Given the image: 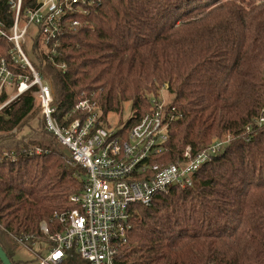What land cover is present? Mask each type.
Listing matches in <instances>:
<instances>
[{
    "label": "trees",
    "instance_id": "obj_1",
    "mask_svg": "<svg viewBox=\"0 0 264 264\" xmlns=\"http://www.w3.org/2000/svg\"><path fill=\"white\" fill-rule=\"evenodd\" d=\"M37 7L23 0L22 12ZM14 14L0 2L7 27ZM62 26L57 54L40 29L32 39L33 63L61 121L84 99L98 103L102 123L128 103V131L167 89L179 118L165 163L230 135L192 187L132 207L117 264H264V0H94ZM11 46L0 39V57ZM35 90L0 111V246L13 264L21 260L12 235L34 236L32 246L45 241L42 221L61 230L55 213L77 207L71 197L88 176L47 128ZM63 264L85 261L70 252Z\"/></svg>",
    "mask_w": 264,
    "mask_h": 264
},
{
    "label": "built area",
    "instance_id": "obj_2",
    "mask_svg": "<svg viewBox=\"0 0 264 264\" xmlns=\"http://www.w3.org/2000/svg\"><path fill=\"white\" fill-rule=\"evenodd\" d=\"M7 1L15 14L9 27L0 18V39L12 44L7 57H0V99L7 96L0 103V111L25 92L36 89L33 95L47 128L88 174L84 191L71 197L77 207L55 213L53 219L61 230L53 232L47 220L41 222L43 246H36L39 240L30 246L34 238L31 235L12 237L19 246L32 251L38 264H63L70 252L79 254L85 264H117L133 228L132 207H149L160 194L192 187L199 169L223 150L230 135L215 139L197 154L187 146L180 161L165 163L171 151V126L179 118L170 102L151 100L150 109L128 131L104 125L98 103L90 98L78 102L61 121L58 106L53 104V90L27 56L24 42L31 26H35L41 31L45 47L55 42L52 53L57 54V39L63 32L65 17L94 0H37L38 7L25 12L23 0ZM18 64L21 70L17 72Z\"/></svg>",
    "mask_w": 264,
    "mask_h": 264
},
{
    "label": "rangeland",
    "instance_id": "obj_3",
    "mask_svg": "<svg viewBox=\"0 0 264 264\" xmlns=\"http://www.w3.org/2000/svg\"><path fill=\"white\" fill-rule=\"evenodd\" d=\"M34 28L32 29V32L29 34V37L26 39V41L24 42V50L27 54V56L29 58H31L32 60L35 59V55H34V51H33V45L34 43H32V39L33 37L37 34V27L33 26ZM160 99H162L163 101H167L170 102V100H172L173 95L167 90V89H162L160 92ZM39 105L36 103V108H38ZM123 109L119 112H110L106 118L107 120L103 123L104 125H108L111 126L115 129H118L122 126L125 125V123L130 119V117H132L133 115V111L131 109V105L126 103L125 105H123ZM36 119H40V116L37 117V115L30 119V121L33 122L34 127L38 126V120ZM29 129V128H28ZM26 128V133H29L30 130H28ZM226 137H224L225 139ZM44 241L41 240L39 241V245H36L38 247L43 246ZM41 245V246H40ZM35 246V245H33ZM35 246V247H36ZM37 250V247L35 248ZM16 258L21 260L20 264H38V261L35 260L34 258V254L32 253V251L28 250L25 247L20 246L17 250H16Z\"/></svg>",
    "mask_w": 264,
    "mask_h": 264
},
{
    "label": "water",
    "instance_id": "obj_4",
    "mask_svg": "<svg viewBox=\"0 0 264 264\" xmlns=\"http://www.w3.org/2000/svg\"><path fill=\"white\" fill-rule=\"evenodd\" d=\"M0 261L3 262V264H13V262L10 261L8 258L7 253L5 252L4 248L0 246Z\"/></svg>",
    "mask_w": 264,
    "mask_h": 264
},
{
    "label": "crops",
    "instance_id": "obj_5",
    "mask_svg": "<svg viewBox=\"0 0 264 264\" xmlns=\"http://www.w3.org/2000/svg\"><path fill=\"white\" fill-rule=\"evenodd\" d=\"M17 259V258H16ZM20 263H21V261H20Z\"/></svg>",
    "mask_w": 264,
    "mask_h": 264
}]
</instances>
